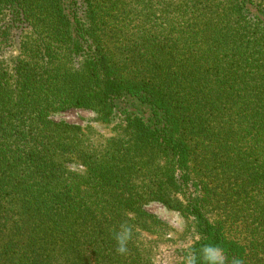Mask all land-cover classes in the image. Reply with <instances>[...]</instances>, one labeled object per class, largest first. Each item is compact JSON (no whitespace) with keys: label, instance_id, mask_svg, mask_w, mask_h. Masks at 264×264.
I'll list each match as a JSON object with an SVG mask.
<instances>
[{"label":"trees","instance_id":"trees-1","mask_svg":"<svg viewBox=\"0 0 264 264\" xmlns=\"http://www.w3.org/2000/svg\"><path fill=\"white\" fill-rule=\"evenodd\" d=\"M151 202L264 264V0H0V264H154Z\"/></svg>","mask_w":264,"mask_h":264},{"label":"rangeland","instance_id":"rangeland-1","mask_svg":"<svg viewBox=\"0 0 264 264\" xmlns=\"http://www.w3.org/2000/svg\"><path fill=\"white\" fill-rule=\"evenodd\" d=\"M17 42L16 45L14 43L13 47L6 51L5 56L8 61L18 55ZM52 119L56 122L80 126L85 134L98 145L114 136V125L102 123L97 114L91 110H69L53 115ZM71 168L73 170L82 169V167L74 165H71ZM145 209L169 226V231L162 240L157 235L147 236L149 241L154 242L153 244L150 243V247L152 246L154 249V264H184L186 251L194 243L189 223L179 212L168 210L159 202H151L145 206Z\"/></svg>","mask_w":264,"mask_h":264},{"label":"clouds","instance_id":"clouds-1","mask_svg":"<svg viewBox=\"0 0 264 264\" xmlns=\"http://www.w3.org/2000/svg\"><path fill=\"white\" fill-rule=\"evenodd\" d=\"M133 235V229L127 224H121L119 231L115 234V240L117 242V251L120 254L127 252L128 242L131 240ZM244 264L241 258H229L225 255L222 248L212 245L205 244L199 249V253L194 252L191 247H188L184 256V264Z\"/></svg>","mask_w":264,"mask_h":264}]
</instances>
